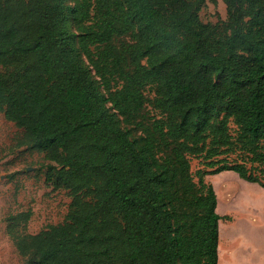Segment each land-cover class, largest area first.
Masks as SVG:
<instances>
[{
	"label": "trees",
	"instance_id": "trees-1",
	"mask_svg": "<svg viewBox=\"0 0 264 264\" xmlns=\"http://www.w3.org/2000/svg\"><path fill=\"white\" fill-rule=\"evenodd\" d=\"M222 1L209 22L205 0H0V112L70 195L63 220L36 232L30 208L5 217L24 264H218L228 216L203 174L264 187V0ZM190 157L209 168L197 180Z\"/></svg>",
	"mask_w": 264,
	"mask_h": 264
},
{
	"label": "rangeland",
	"instance_id": "rangeland-1",
	"mask_svg": "<svg viewBox=\"0 0 264 264\" xmlns=\"http://www.w3.org/2000/svg\"><path fill=\"white\" fill-rule=\"evenodd\" d=\"M199 16L203 21L216 22L226 16V7L222 0H205L199 9ZM71 31H75L70 19L67 22ZM77 33V32H76ZM126 36H116L112 43L117 48L120 47ZM77 36L73 37V44L77 45ZM84 64H86L95 78L92 66L87 58L80 54ZM121 82V80H118ZM111 85L115 87L116 81L111 78ZM112 86V87H113ZM104 95L108 90L100 85ZM147 97L154 93V87L147 85L144 89ZM110 102L107 101L106 105ZM113 110V108L111 109ZM155 110L150 102H145L142 109V119L151 122L155 116ZM121 126L127 130L131 138L140 139L143 135L139 127L125 123L123 115L117 114ZM232 127L234 126L231 123ZM220 155L219 157H224ZM232 162L236 158V152L226 155ZM50 162L44 153L28 146L24 141L23 128L9 120L0 112V264H24V257L17 251L12 238L6 232L5 217L9 213H14L30 208L31 215L27 221L26 230L36 232L48 224L57 223L63 220L70 202V195L64 188H53L44 180L45 164ZM197 169H209L201 163L200 158L190 157V170L193 172L194 180H197L195 171ZM205 181L212 184L216 194V211L220 215H227V218H220V222L233 223L242 217L249 226L262 227L260 263L264 264V197H259L264 192V187L255 181H248L231 169L222 170L216 173H204ZM221 180V181H220ZM242 189L247 190V194ZM233 196L240 207L230 206L229 197ZM224 198V199H222ZM247 201V202H246ZM228 202V203H227ZM246 202V204H244ZM253 223V224H250ZM249 251L255 250L253 243L247 244ZM241 264H255V261L243 260Z\"/></svg>",
	"mask_w": 264,
	"mask_h": 264
},
{
	"label": "bare ground",
	"instance_id": "bare-ground-1",
	"mask_svg": "<svg viewBox=\"0 0 264 264\" xmlns=\"http://www.w3.org/2000/svg\"><path fill=\"white\" fill-rule=\"evenodd\" d=\"M242 190L247 194L246 189ZM232 199L233 196L228 199L230 202L233 201L230 206L238 205L240 207ZM249 230L242 220H237V222L231 224L222 222L219 224L218 264H241L244 259L248 262L254 258H259L262 246L259 228H254L252 233ZM248 243H253L256 246L253 252L249 251L250 246L247 245Z\"/></svg>",
	"mask_w": 264,
	"mask_h": 264
},
{
	"label": "crops",
	"instance_id": "crops-1",
	"mask_svg": "<svg viewBox=\"0 0 264 264\" xmlns=\"http://www.w3.org/2000/svg\"><path fill=\"white\" fill-rule=\"evenodd\" d=\"M260 196H263L264 197V192L263 193H261L260 195H259V197ZM263 197H262V199H263ZM238 220H242L243 221V223L247 226V229L252 233V231H253V229L254 228H259V233H260V236H261V232H262V227H260V226H249L248 224H247V222L242 218V217H239L238 218ZM237 222V221H236ZM221 223V222H220ZM219 223V224H220ZM223 223V222H222ZM232 223V222H231ZM231 223H224V224H231ZM233 223H235V222H233ZM219 224H218V227H219ZM250 224H253V223H250ZM218 231H219V229H218ZM251 241V240H250ZM218 244H219V239H218ZM251 252H253V250L251 251ZM252 262L253 261H255V264H257L256 262H258V263H260L259 261H261V259H260V256H259V258H254L253 260H251Z\"/></svg>",
	"mask_w": 264,
	"mask_h": 264
}]
</instances>
